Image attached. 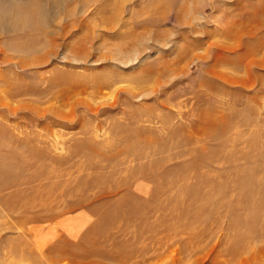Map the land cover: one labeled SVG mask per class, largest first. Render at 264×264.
I'll list each match as a JSON object with an SVG mask.
<instances>
[{
    "label": "rangeland",
    "instance_id": "rangeland-1",
    "mask_svg": "<svg viewBox=\"0 0 264 264\" xmlns=\"http://www.w3.org/2000/svg\"><path fill=\"white\" fill-rule=\"evenodd\" d=\"M0 264H264V0H0Z\"/></svg>",
    "mask_w": 264,
    "mask_h": 264
}]
</instances>
